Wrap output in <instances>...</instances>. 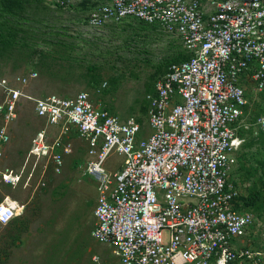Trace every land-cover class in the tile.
Wrapping results in <instances>:
<instances>
[{
  "label": "built area",
  "instance_id": "1",
  "mask_svg": "<svg viewBox=\"0 0 264 264\" xmlns=\"http://www.w3.org/2000/svg\"><path fill=\"white\" fill-rule=\"evenodd\" d=\"M67 1L76 0H58ZM79 1L91 6L92 28L143 21L176 35L191 56L172 64L147 94L146 139L138 119L96 109L87 92L35 98L0 78V164L20 100L33 101L47 125L73 127L87 141L94 158L83 176L98 194L92 235L114 248L116 264H264L261 253L237 247L254 218L238 208L242 193L232 181L245 142L238 132L249 105L246 83L264 92V0ZM255 125L264 133V115ZM46 139L40 132L32 153L49 149ZM113 155L125 159L115 172L106 166ZM0 175L15 184L1 166ZM19 208L5 197L0 224Z\"/></svg>",
  "mask_w": 264,
  "mask_h": 264
},
{
  "label": "rangeland",
  "instance_id": "2",
  "mask_svg": "<svg viewBox=\"0 0 264 264\" xmlns=\"http://www.w3.org/2000/svg\"><path fill=\"white\" fill-rule=\"evenodd\" d=\"M88 12L79 0H21L12 18L20 26L14 30L18 42L0 51V78L35 98L68 99L87 92L96 109L121 121L138 119L139 137L146 139L152 134L146 96L183 45L176 35L133 20L92 28ZM32 74L36 77L26 85L18 81ZM246 87L249 105L239 127L245 142L232 177L244 196L264 172L261 167L251 179L241 172L243 155L247 167L264 156L259 144L247 149L261 133L254 122L264 112V92L250 83ZM10 131L0 166L15 184H5L0 175V202L11 196L20 208L10 222L18 220L16 226L0 224V264H116L114 248L92 235L98 194L94 181L83 176L94 158L87 141L73 127L47 125L36 115L34 102L23 98ZM42 131L49 149L32 153ZM57 155L61 165L55 162ZM124 160L113 155L106 166L115 172ZM248 210L253 225L237 247L259 252L264 259V214Z\"/></svg>",
  "mask_w": 264,
  "mask_h": 264
},
{
  "label": "trees",
  "instance_id": "3",
  "mask_svg": "<svg viewBox=\"0 0 264 264\" xmlns=\"http://www.w3.org/2000/svg\"><path fill=\"white\" fill-rule=\"evenodd\" d=\"M82 3H84L87 9L90 10L91 6L87 2H82ZM20 4H21V0H0V51L1 52L8 50L12 46L14 47V45H16L18 42L17 35H16L17 31L14 32V30L19 28L20 26L17 24H13L12 18H14V12L16 8L20 6ZM133 21H137L140 25H143V26L158 27L157 25H150V24L144 23L143 21H138V20H133ZM190 56L191 55L188 54L184 48H182V51L179 52L178 55H176V57L171 59V61L166 62L167 69L162 74H160L159 77H162L163 75H165L166 72L168 71V68L172 64L188 60ZM246 109H245V112H246ZM262 115H264V112H262L256 118L254 125L256 124L257 119L261 117ZM238 134L240 137L243 138L242 133H240V130ZM256 144H259L261 150L264 151V133L263 132L260 133V136L257 139H254L253 141L250 142V144L247 146V149L253 148ZM239 152H238V155H239ZM244 157H246V155H243V159L241 157L242 159L241 172L243 173L245 178L247 179L254 178L261 170V167H262V170L264 171V156L256 159L257 160L256 162L253 161L249 167L245 165L246 164L245 161L247 160L244 161L245 159ZM238 208L239 209L241 208L246 211H249L248 209H252V210L258 211L260 215L264 214V172L262 176L259 178V180L255 182L248 196H244L243 194L241 195ZM17 222L18 220L10 223V228L16 226Z\"/></svg>",
  "mask_w": 264,
  "mask_h": 264
}]
</instances>
